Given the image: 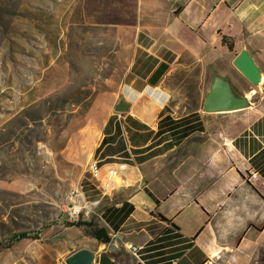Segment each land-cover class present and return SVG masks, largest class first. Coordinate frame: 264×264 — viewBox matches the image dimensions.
<instances>
[{"label":"crops","instance_id":"0c3cea01","mask_svg":"<svg viewBox=\"0 0 264 264\" xmlns=\"http://www.w3.org/2000/svg\"><path fill=\"white\" fill-rule=\"evenodd\" d=\"M79 2L84 22L107 34L110 66L62 151L91 209L61 217L49 253L64 259L84 246L93 264L247 263L241 247L252 255L264 235V102L205 111L201 100L211 65L232 67L243 46L264 75V0ZM91 159L100 175L125 163L113 190L86 170Z\"/></svg>","mask_w":264,"mask_h":264},{"label":"rangeland","instance_id":"374dc122","mask_svg":"<svg viewBox=\"0 0 264 264\" xmlns=\"http://www.w3.org/2000/svg\"><path fill=\"white\" fill-rule=\"evenodd\" d=\"M84 19L79 0H0V242L18 230L38 233L0 248V264H65L48 249L65 193L77 186L62 151L110 66L106 32ZM236 75L251 105L264 102V79L257 88ZM257 232L252 255L241 247L245 264H264Z\"/></svg>","mask_w":264,"mask_h":264},{"label":"water","instance_id":"95a60500","mask_svg":"<svg viewBox=\"0 0 264 264\" xmlns=\"http://www.w3.org/2000/svg\"><path fill=\"white\" fill-rule=\"evenodd\" d=\"M243 75L252 85L261 88L264 75L261 65L256 61L251 51L243 46L232 60V67L220 68L211 65L209 77L203 87L201 108L205 111H230L248 107L252 104L248 90L236 75ZM263 77V78H262ZM116 111H125L128 104L120 97L114 106ZM119 237L113 236L109 246L117 247ZM96 253L88 247H79L63 259L65 264H93ZM252 264H258L253 261Z\"/></svg>","mask_w":264,"mask_h":264},{"label":"built area","instance_id":"2783aa9c","mask_svg":"<svg viewBox=\"0 0 264 264\" xmlns=\"http://www.w3.org/2000/svg\"><path fill=\"white\" fill-rule=\"evenodd\" d=\"M124 166L125 163L121 162L119 163L118 168L108 169L103 175H100L98 161L91 159L88 162L87 169L90 174L98 180L101 191L107 193L116 187L118 169L123 168ZM65 199L68 201V204L64 210L66 211L69 219L77 217L81 213L82 209H91V204L86 202L78 186H75L67 191L65 194ZM86 203L90 205L89 208H87ZM124 246L134 255H138L140 248L139 245L125 241Z\"/></svg>","mask_w":264,"mask_h":264},{"label":"trees","instance_id":"16d2710c","mask_svg":"<svg viewBox=\"0 0 264 264\" xmlns=\"http://www.w3.org/2000/svg\"><path fill=\"white\" fill-rule=\"evenodd\" d=\"M223 41L228 45L229 48L232 47V41H230V39H228L227 37L223 36ZM70 223H75V221H72ZM76 223H79V221H77ZM38 233L35 231H28V230H18L13 232L10 235V240L4 244H2V242H0V248L2 247H6L9 246L13 241H16L18 239L24 238V237H37ZM104 241H106L107 239H103Z\"/></svg>","mask_w":264,"mask_h":264},{"label":"bare ground","instance_id":"6f19581e","mask_svg":"<svg viewBox=\"0 0 264 264\" xmlns=\"http://www.w3.org/2000/svg\"><path fill=\"white\" fill-rule=\"evenodd\" d=\"M263 78V77H262ZM86 205H87V208H89L90 207V205L88 204V203H86Z\"/></svg>","mask_w":264,"mask_h":264}]
</instances>
